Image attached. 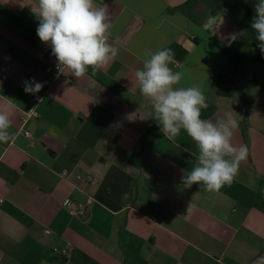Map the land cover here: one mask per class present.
<instances>
[{
	"label": "crops",
	"instance_id": "1",
	"mask_svg": "<svg viewBox=\"0 0 264 264\" xmlns=\"http://www.w3.org/2000/svg\"><path fill=\"white\" fill-rule=\"evenodd\" d=\"M94 2L108 5L119 54L77 79L53 77L38 0H0V110L13 137L0 142V264H264V55L250 26L259 0ZM210 16L218 22L206 31ZM165 48L183 77L174 87L206 96L201 119L232 112L239 123L231 142L248 155L218 191L184 185L198 147L183 129L164 136L140 92L137 69ZM32 78L43 95L22 123ZM78 185L94 198L85 218L62 205L84 195ZM67 242L63 260L53 247Z\"/></svg>",
	"mask_w": 264,
	"mask_h": 264
},
{
	"label": "clouds",
	"instance_id": "2",
	"mask_svg": "<svg viewBox=\"0 0 264 264\" xmlns=\"http://www.w3.org/2000/svg\"><path fill=\"white\" fill-rule=\"evenodd\" d=\"M31 11L39 20L36 34L41 42L51 46L58 71L67 69L79 79L89 67L95 74L118 56V47L108 43L111 25L107 4L101 7L94 0H38ZM254 12L250 26L264 55V0L254 5ZM217 22L218 17L210 16L203 28L212 31ZM172 63L174 53L170 48L148 53L143 69L135 73L140 92L153 106V117L164 136H178L183 129L198 147L196 165L181 178L184 185L191 188L201 184L208 191H218L233 181L239 164L247 158L248 148H237L231 142L239 127L232 112H226L215 123L201 119V110L209 107L206 96L198 85L174 87L183 77L169 67ZM43 86L32 78L24 82V91L35 94ZM9 115L7 110H0V142L13 138L8 131ZM260 259L264 261V257Z\"/></svg>",
	"mask_w": 264,
	"mask_h": 264
},
{
	"label": "built area",
	"instance_id": "3",
	"mask_svg": "<svg viewBox=\"0 0 264 264\" xmlns=\"http://www.w3.org/2000/svg\"><path fill=\"white\" fill-rule=\"evenodd\" d=\"M46 59L48 63L50 64L51 68L53 69V77L60 75L61 72L57 69V61L56 58L52 55V52H48L46 55ZM43 95V92L40 90L38 93L31 94L29 102L30 106L28 110L23 111L22 114V123L25 122L29 118H35L38 115L37 111V104L40 100L41 96ZM23 134L26 136H29L28 130H23ZM77 177L82 182V184H85L89 181H91V176L88 175H81L78 174ZM77 189L82 192L84 195L82 197L73 198V197H67L63 200L62 205L67 210V212L73 216H76L78 218H85L88 215L89 209L91 207V204L93 203V196L85 191L84 185H78ZM2 198L0 197V201ZM46 232H49V229H45ZM53 250L56 251L60 257L63 258V260H66L69 256L71 245L69 242H67L62 247H53Z\"/></svg>",
	"mask_w": 264,
	"mask_h": 264
},
{
	"label": "trees",
	"instance_id": "4",
	"mask_svg": "<svg viewBox=\"0 0 264 264\" xmlns=\"http://www.w3.org/2000/svg\"><path fill=\"white\" fill-rule=\"evenodd\" d=\"M226 4L230 7H232V5L234 4V2L239 1V0H225Z\"/></svg>",
	"mask_w": 264,
	"mask_h": 264
}]
</instances>
